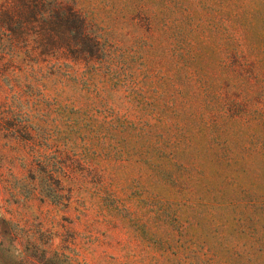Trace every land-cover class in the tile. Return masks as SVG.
I'll use <instances>...</instances> for the list:
<instances>
[{"label": "rangeland", "instance_id": "obj_1", "mask_svg": "<svg viewBox=\"0 0 264 264\" xmlns=\"http://www.w3.org/2000/svg\"><path fill=\"white\" fill-rule=\"evenodd\" d=\"M0 219V264H264V0H0Z\"/></svg>", "mask_w": 264, "mask_h": 264}, {"label": "trees", "instance_id": "obj_2", "mask_svg": "<svg viewBox=\"0 0 264 264\" xmlns=\"http://www.w3.org/2000/svg\"><path fill=\"white\" fill-rule=\"evenodd\" d=\"M83 25V23H82V21H80L79 22V29H81V26ZM82 31L83 30H81V31H77L78 32V34H77V44L78 45H81L82 46V43H84V40H85V36H84V34H82ZM0 221H3V219H0Z\"/></svg>", "mask_w": 264, "mask_h": 264}]
</instances>
